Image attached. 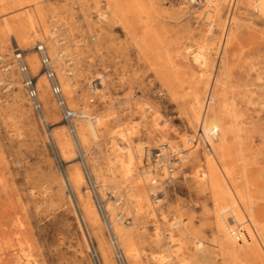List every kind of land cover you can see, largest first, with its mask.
Instances as JSON below:
<instances>
[{
    "label": "rangeland",
    "instance_id": "obj_1",
    "mask_svg": "<svg viewBox=\"0 0 264 264\" xmlns=\"http://www.w3.org/2000/svg\"><path fill=\"white\" fill-rule=\"evenodd\" d=\"M12 1L0 0V28L4 26V19L24 12L20 8L8 11ZM140 2L143 14H125L122 20L113 19L108 13L107 19H99V14L107 10L105 0H39L38 7L45 12L49 29H56L55 41L63 43L58 47L64 52L63 61L70 65L75 63L71 54H76L75 66L79 70L74 76L79 81L75 98L91 101L88 105L93 109V116L101 112L111 114L108 129L113 132L132 129V143H142L150 149L166 140L180 147L182 140H191L198 132V125L190 126L183 110L201 69L192 65L188 54L179 56L178 53L184 54L187 49L191 54L200 45L205 29L200 13L204 8H192L187 0H153L152 7L150 0ZM250 2L252 0H236L231 24V14L225 4L220 24L227 19L226 31L235 30V44L224 48L221 44L223 30L215 31V42L219 41L220 45L210 51L206 80L211 84L219 79L224 61L228 96L234 100L241 121L240 142L236 148L241 150L249 169L258 177L253 207L258 214L262 213L264 226V16L254 11ZM119 3L124 6L128 0H119ZM44 42L46 46L49 39ZM37 43L33 41L30 48H21L25 57L34 51ZM11 49L8 45L7 52L0 53L3 62L12 61ZM74 63L69 67L73 74ZM0 74L7 77V82L0 86V243L9 241L0 248V264H12L13 257L22 254L29 255L36 264H91L88 247L59 178L76 166L86 173L84 165L77 153L73 154L74 160L59 164L46 138L60 131L66 123L49 88L55 116L48 118L44 126L39 114L30 107L15 68ZM98 75L104 79L103 87L98 85ZM93 88L100 92L94 94ZM128 101L135 106L128 105ZM43 107L42 103V110ZM162 124L166 125L164 136L159 134ZM101 132V141L95 142L89 151L90 163H104L109 152L107 131L102 129ZM151 132L157 133L154 138L150 137ZM194 155L199 161L202 159V152ZM202 169V162L198 167L191 160L183 166L182 172L175 173L176 180L172 184L155 189V192L163 191L156 193V197L151 196L153 216L145 215L138 220V225L144 226L143 231H137L140 236L137 249L144 264H148V257L159 253L150 247L156 231L165 258L177 255L176 247L171 248L175 249L172 254L168 249L166 235L170 234L169 240L178 243L179 250L186 242L191 254L202 250L211 253L212 260L204 264H224L218 251L207 245L213 237V218L207 220L204 211H212L213 202L208 191L198 190L197 182L201 177L195 173ZM89 178L94 182L92 176ZM89 185L85 184L87 195L102 217L104 202L110 204L116 198L110 199L111 186L104 188L103 197H97ZM118 208L122 210L124 205ZM10 218L20 226L18 232ZM176 219L186 223V231L171 229L169 223ZM100 227L113 260L109 235L103 224ZM86 229L89 246L96 250V232L88 225ZM178 233H182L185 240ZM200 241L202 247L197 248Z\"/></svg>",
    "mask_w": 264,
    "mask_h": 264
},
{
    "label": "bare ground",
    "instance_id": "obj_2",
    "mask_svg": "<svg viewBox=\"0 0 264 264\" xmlns=\"http://www.w3.org/2000/svg\"><path fill=\"white\" fill-rule=\"evenodd\" d=\"M105 1L107 10L99 14L98 17L101 20L108 18L106 13L110 14L111 18L120 20L123 19L125 14L132 13L136 16L143 14V6L140 0H128V3L124 6L119 3V0ZM150 1L152 7L154 5L152 4L153 0ZM204 1L205 4L202 5L203 12H199L203 24H205L204 33L200 37L201 43L197 50L191 54L187 49H185L186 51L183 50L185 51L184 54L180 51L178 53L179 56L188 54L192 65L201 69V72L197 73L195 77L197 80L193 84L191 92L187 94L183 114L190 126L198 125L200 134L198 142L203 145L200 146L196 140V144H192L194 138H196L193 136L191 140H182L180 147L162 140L157 147L150 149L142 143H132L130 138V134L133 132L132 129L129 130L130 132L126 128L114 132L108 129L111 114L101 112L95 113L93 116L91 114L93 109H90L88 105L92 102L87 103V100H83V98H75L76 85L79 81L74 76L79 70L75 66L78 61L77 56L74 52L71 54L72 59L75 60V63H71V65L74 63V67L71 69L74 74L72 72L66 73L65 69L71 65L62 59L64 52L59 51L60 44L55 41L56 29H49L46 14L42 11L43 9L38 7L39 0H13L9 3L11 7L8 11L20 8L24 12L4 19V26L0 28V53H6L8 45L12 48L11 50L18 47V50L23 52L21 48L27 46L30 48L29 46L33 44V41L43 43L49 39V42L46 43V48L49 49L47 54L53 62V69L67 106L73 111H79V105L81 104L83 106L80 107L81 111L79 112L87 116L85 120L66 122L60 131L52 136L46 135V138L59 164L74 160L73 154L77 153L84 165L86 173L76 166L68 173L60 174L59 178L67 192L71 212L89 252H92V249L89 246L86 225L96 232L95 240L98 247L95 252L102 264H116L113 261L116 251H120L124 255L127 264H144L142 260L144 258L137 249L140 242L137 231H143L144 226H139L138 220L145 215L153 216L151 196L152 198L153 196L156 197V193L161 194L163 191L155 192V189H161L164 182L168 180L166 177L169 173V164H171L168 159L171 160L172 158H175V163L171 165L173 168L177 167L178 172H182L183 166L191 160L198 167H200L201 162L204 166V170L196 171L195 176L199 174L201 177L200 181L197 182L198 190L200 192L208 191L213 202L212 211H204L207 220L213 218V237L211 243L207 245L218 251L224 264L225 262L238 264L242 261L264 264V226L261 219L263 215L262 213L258 214V211L254 210L253 207L254 187L258 184V177L249 169V164L244 159L241 150L236 148V145L240 142L241 121L234 100L228 96L224 61L223 71L220 72L219 79H214L211 84H208L206 80L210 51L213 46L220 45L219 41L215 42V31L219 28L223 30L225 35H223L221 44L224 48H230L235 44V30L228 29L226 31L228 27L227 19L222 25L220 24L223 8L227 4L229 13V10L232 9L230 4L232 0L228 3H226L227 0H215L212 4L209 3V0ZM98 4L99 2L96 3V8H98ZM235 4L236 1L234 6ZM250 7L264 16V0H252ZM27 8H31V10H27ZM232 13H230L231 16L228 14L230 24L233 20ZM235 24H237V21ZM11 37L13 40H11ZM10 57H14L12 52ZM24 62L31 76L36 78L39 100L44 105L42 112L38 114L41 122L46 126L48 118H54L55 112L48 92L49 83L41 71L39 56L35 49L25 57ZM63 66L66 68H63ZM5 77L6 75L0 74V85L7 82ZM97 80L100 81L99 86L103 87L105 85L101 75L97 76ZM93 92L97 94L100 90L93 88ZM204 93L206 94L203 99ZM17 100L21 101L20 98ZM127 104L135 106L129 101ZM153 110L155 111L154 108ZM165 127L166 125L162 124L161 129L163 130L159 132L160 135H165L163 133ZM102 129L107 131L109 141L107 151L109 152L103 159L104 163H90L88 160L89 151L95 142L101 141ZM149 134H151V138H154V134L157 133L151 132ZM205 143L209 145V148L205 146ZM152 149H157L160 152L159 158L167 162L162 170L164 177H159L156 173L150 172L155 171L150 166L148 168L144 167L143 159L147 156V152L149 154ZM198 151L202 152L200 161L198 156L194 155ZM89 176H92L94 182H90ZM152 181L155 182L154 185ZM87 182L97 197H103L104 188L111 186L110 199H116L110 204L108 201L104 202L103 209L105 213L102 217L97 208L90 202L87 195L88 191L85 189ZM169 183L172 184L171 181ZM121 204L124 205V209L119 210L118 207ZM10 219L13 228L18 232L20 226L17 221ZM162 220H165V218L163 217ZM172 221L169 223L172 230L181 229L186 231V223L183 220L176 219ZM101 224L104 225L109 235L113 260L111 259V251L102 237ZM156 234L152 236L150 247L159 250V253L148 257L146 259L148 264H204L212 260L211 253L206 250L191 254L187 251L186 242L183 248L179 250L176 246L178 243H172L169 240L170 234L166 235L168 249L172 254L175 249L172 250L171 248L176 247L177 255L171 259L165 258L158 231H156ZM178 234L183 237L182 233ZM183 240H185V237H183ZM3 242L0 243V248L7 246L9 241ZM114 243H116V246ZM202 243L200 241L197 248L202 247ZM11 263L36 264L29 255L25 254L14 256Z\"/></svg>",
    "mask_w": 264,
    "mask_h": 264
},
{
    "label": "built area",
    "instance_id": "obj_3",
    "mask_svg": "<svg viewBox=\"0 0 264 264\" xmlns=\"http://www.w3.org/2000/svg\"><path fill=\"white\" fill-rule=\"evenodd\" d=\"M209 1H210L209 3H211V4L215 2V0H209ZM235 1L236 0H232L230 3L232 9L229 10V14L231 12H233L232 10L235 7L234 6ZM187 3L192 8L198 9V8H201L202 5L205 4V1L204 0H187ZM201 21L203 22L202 18H201ZM58 42H59L60 46L63 45L62 41H58ZM34 49L39 56L41 71L43 72L46 80L49 83L50 94H51L58 110L60 111V116L65 121V123L87 119V116L84 113H80L79 111H73V110L68 108L66 100L62 94L60 85L58 83L57 76H56L55 71L53 69V62H52V60H50V58L47 54L46 46L42 42H38L36 44V46L34 47ZM12 53L14 54V57L12 58L11 62H8V63L3 62L2 58L0 57V73L9 72V71H11L12 68H15V71L20 76L21 85H22V88L25 92V96L27 98V101H28L30 107L37 114L41 113L42 112V104L39 100L38 91H37V87H36V81H35V78L33 76H31V74L29 73L28 67H27L26 63L24 62L25 55L23 52L18 50V47H14L12 50ZM66 62L68 63V61H66ZM68 66H70V65H68ZM65 70H66V73L69 72V68H66ZM72 133H73V131H72ZM195 137L196 138H194V141H193L194 143H192V144H196V142H198V140L200 139L199 132ZM195 140H196V142H195ZM198 143L200 146L203 145V144H201V142H198ZM205 146L207 148H209V145L206 143H205ZM146 155L147 156H145L143 159V163L145 165L144 167L148 168L150 166L152 169H155V171L152 170L150 172H152L154 174L156 173V175H158L159 177H164L162 170L164 169V165L167 162L164 159L159 158L160 152L157 149H152L151 151H149V154L147 152ZM168 161L171 164H174L175 158H172L171 160L168 159ZM171 164H169L170 166L168 165L169 166L168 167L169 173L166 177V178H168V180L165 181L163 185H168V184H170L169 183L170 181H171V183H173L176 180V178H174V177H175V173L177 172V167L173 168ZM152 184L154 185L155 182L152 181ZM113 241L115 242L116 240L114 239ZM114 244L116 246V243H114ZM89 255H90L91 264H102L98 254L95 252V250H92V252H89ZM114 261L116 264H127V261H126L124 255L122 253H120V251H116L114 253Z\"/></svg>",
    "mask_w": 264,
    "mask_h": 264
}]
</instances>
